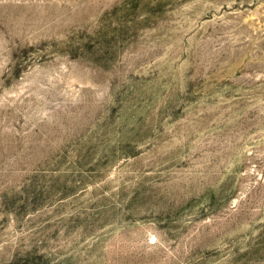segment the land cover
Segmentation results:
<instances>
[{"label": "rangeland", "instance_id": "1", "mask_svg": "<svg viewBox=\"0 0 264 264\" xmlns=\"http://www.w3.org/2000/svg\"><path fill=\"white\" fill-rule=\"evenodd\" d=\"M0 264H264V0H0Z\"/></svg>", "mask_w": 264, "mask_h": 264}]
</instances>
